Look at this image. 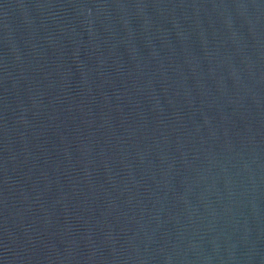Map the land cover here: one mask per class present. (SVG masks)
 <instances>
[{
  "label": "water",
  "instance_id": "95a60500",
  "mask_svg": "<svg viewBox=\"0 0 264 264\" xmlns=\"http://www.w3.org/2000/svg\"><path fill=\"white\" fill-rule=\"evenodd\" d=\"M0 264H264V0H0Z\"/></svg>",
  "mask_w": 264,
  "mask_h": 264
}]
</instances>
